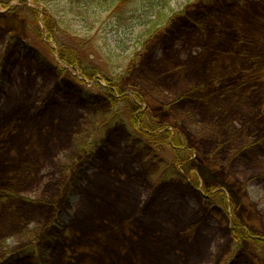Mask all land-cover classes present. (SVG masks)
I'll list each match as a JSON object with an SVG mask.
<instances>
[{
  "label": "rangeland",
  "instance_id": "1",
  "mask_svg": "<svg viewBox=\"0 0 264 264\" xmlns=\"http://www.w3.org/2000/svg\"><path fill=\"white\" fill-rule=\"evenodd\" d=\"M199 1L0 0V264H264V0Z\"/></svg>",
  "mask_w": 264,
  "mask_h": 264
},
{
  "label": "trees",
  "instance_id": "2",
  "mask_svg": "<svg viewBox=\"0 0 264 264\" xmlns=\"http://www.w3.org/2000/svg\"><path fill=\"white\" fill-rule=\"evenodd\" d=\"M40 0H35V2H39ZM48 1V0H45ZM114 2H119L120 4H124L127 0H113ZM136 1V0H133ZM151 4H150V8H159L160 10L162 8H165V6L168 5L169 0H150ZM231 0H200L199 4L200 6L203 8H208L210 5H214V4H219V5H223L224 3H228ZM7 2H9V0H7ZM40 3V2H39ZM7 4V3H6ZM151 15H155L154 11H151ZM109 84L111 85V83L109 82ZM188 97V96H187ZM187 99V98H186ZM134 104V103H133ZM131 123H132V128H133V134L139 138V140L144 141L146 140L149 144V139L151 138L152 135V131H155V128L151 127V125L149 124V122L147 121L145 115L142 113L140 115H135V111L131 112ZM158 129L162 130L163 127L158 126ZM160 136L162 137L161 140H163V142H165L166 139H170L172 136V132L166 131L162 134H160ZM144 139V140H143ZM177 141V140H175ZM167 143V142H166ZM177 147H181L182 143L181 142H176ZM174 153H175V160L178 161L180 160L179 155L180 152L178 151V149L176 148V150L174 149ZM175 163V162H174ZM210 189H207V194L210 193ZM218 194H222L221 192H218ZM210 197V196H209ZM211 198V197H210ZM234 238L241 242V241H249L252 239V243H254V248L257 250L256 252L258 253V256H260V258L264 259V239H260V238H254L252 236H250L249 234L245 235L243 233H238V230H236L234 232ZM33 247L28 246L25 248H22L20 251H16L12 254H10L8 256V258H11L13 260H19L22 255H24L26 252L30 251V249H32Z\"/></svg>",
  "mask_w": 264,
  "mask_h": 264
}]
</instances>
